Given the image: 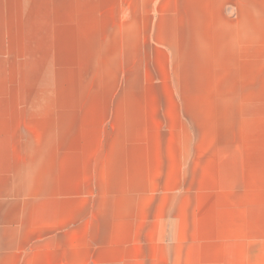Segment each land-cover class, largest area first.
<instances>
[{"label":"crops","instance_id":"0c3cea01","mask_svg":"<svg viewBox=\"0 0 264 264\" xmlns=\"http://www.w3.org/2000/svg\"><path fill=\"white\" fill-rule=\"evenodd\" d=\"M258 45L264 0H0V264H264Z\"/></svg>","mask_w":264,"mask_h":264},{"label":"rangeland","instance_id":"374dc122","mask_svg":"<svg viewBox=\"0 0 264 264\" xmlns=\"http://www.w3.org/2000/svg\"><path fill=\"white\" fill-rule=\"evenodd\" d=\"M262 46H256L255 49H258L257 52H254L253 61L247 62V65L244 64L245 61L242 62L241 65L238 66L233 71V83L231 85V90L236 92L237 95L243 98L239 103H243L246 105L245 97L255 96V95H263L257 92L264 91V52L260 51ZM240 122L247 118L245 106H243V111L239 115ZM243 137L245 132L243 131Z\"/></svg>","mask_w":264,"mask_h":264}]
</instances>
